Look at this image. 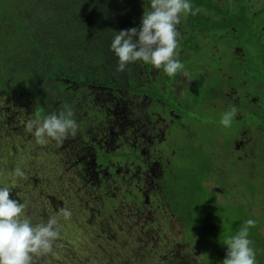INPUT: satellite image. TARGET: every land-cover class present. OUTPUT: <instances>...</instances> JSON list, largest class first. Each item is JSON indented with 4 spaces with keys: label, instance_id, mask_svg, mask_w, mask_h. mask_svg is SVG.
<instances>
[{
    "label": "flooded vegetation",
    "instance_id": "1",
    "mask_svg": "<svg viewBox=\"0 0 264 264\" xmlns=\"http://www.w3.org/2000/svg\"><path fill=\"white\" fill-rule=\"evenodd\" d=\"M233 1L189 0L193 11H199L195 15L181 14V22L177 25L181 35L175 58L183 63L184 69L171 82H161V77L167 75L164 71L136 61L128 65L126 74L113 78V81L97 84L86 80V83L78 85L79 90L72 96L63 89L64 102L54 105L59 111L61 103L70 107L78 128L76 134H69L62 144L49 140L46 148L53 152L55 146L63 148L69 157L67 164L76 169L74 182L83 181L77 189L82 190L85 196L86 191L91 189V196L100 204L102 201L115 202L112 194L120 192L125 199H131L140 211L147 207L145 205L150 203V198H154L153 206H159L163 189L177 176L188 173L186 168L177 166L182 160H193L191 155H183L187 150L192 154L198 148L207 151L208 147L213 157L217 150L229 149L231 152H221L220 156L227 161L233 159L237 163L231 165L235 167L247 157L255 161V154L262 152L264 155L260 145L264 144V140L258 141L251 129L242 130L234 137L242 120L253 118L255 114L261 118L259 111L264 115V107L259 104L260 97L252 98L249 93H244V86L249 82L244 75L248 76L250 69L249 62H244L247 50L261 48V45L249 47L248 29L254 24L259 30L255 38L259 44H264V0H238L244 5L236 10L221 9L225 5L230 7ZM147 11H150V3L145 5ZM247 12L250 13L249 18L244 16ZM234 57L235 61L232 60ZM197 68L201 71L199 79L190 76ZM252 76L249 77L251 82L255 80ZM133 84L142 88L148 85L154 96L149 93L142 96L147 90L140 95L135 94L131 88ZM161 92L165 96L158 94ZM168 98H172L173 102H169ZM132 100L141 101L142 108L132 106ZM245 102L249 103L247 107ZM230 107L238 109V116L230 127H225L221 123L222 114ZM12 117L15 121L4 120L6 126L23 131L28 120L39 119L35 113L31 118L20 119L21 122ZM203 120L207 122L206 134L209 135L206 142L190 130L193 122L202 123ZM260 120L259 132L264 126V119ZM218 124L233 133L228 143L220 140L216 131ZM203 126L204 123L197 128L202 130ZM182 137L186 142L178 146ZM211 157L198 170L211 166V172H222L211 164ZM248 164L254 170L255 162ZM191 171L189 169V174ZM219 199L224 198L220 195ZM47 200L54 203L55 199L49 197ZM165 210L175 218V223H179L169 204Z\"/></svg>",
    "mask_w": 264,
    "mask_h": 264
},
{
    "label": "trees",
    "instance_id": "2",
    "mask_svg": "<svg viewBox=\"0 0 264 264\" xmlns=\"http://www.w3.org/2000/svg\"><path fill=\"white\" fill-rule=\"evenodd\" d=\"M149 3L150 0H0L1 92L7 95H23L31 102L35 116L43 120L59 112L54 103L64 102L65 91L63 89L72 96L79 90L78 85L86 80L88 83H106L113 81V78L117 76L126 74L127 68L122 73L116 71L119 61L111 50V42L116 35L115 32L137 28L141 24L145 5ZM174 78L169 77L170 82ZM59 107L63 110L64 103H61ZM4 120L9 121L7 118ZM4 126L5 129L2 131L0 127L2 135L0 144L4 143L6 148L9 146L5 144V141H9L13 136L18 140L23 130H14L6 126V123ZM11 156L12 153L9 152L4 160L11 162V159L9 158L8 161L7 158ZM182 168H187L188 173L184 176H177L175 181L166 186L160 195L162 200L169 204L171 211L184 229L190 231V228L196 226L194 223H198L201 229H207L209 222V231H226L225 223L234 227L232 222L238 221L239 224H244L252 219L256 224L255 227L249 229L248 238L253 241L252 247L255 243L262 245V254L257 251L255 253L256 264L259 263L257 260L260 256L262 257L260 264H264V235H261L259 231L264 229V216L261 218L259 215L257 217L247 216L241 220L239 218L233 220V216L243 204L237 199L238 204L230 203V207L219 205L222 201L219 199L220 195L217 192L212 193L209 188L208 175L212 171L211 166L200 170L194 169L190 174V165L184 164ZM246 181H249V178H246ZM4 187H7L6 182L0 178V188ZM9 187L20 191L22 186L15 188L10 185ZM248 191L250 194L241 197L243 200L253 201V190L248 189ZM35 193L37 190L30 186L24 195L29 198ZM237 197V195L225 196L224 199L230 201ZM153 199L150 198L146 209L152 205ZM24 206V217L22 218L31 217L33 223L45 221L43 216H39L38 220L34 221V217L39 214L38 210L34 211L35 204L29 203ZM183 206L186 208L184 209ZM203 206L206 207L203 211L205 222L201 219H194V211L200 210ZM210 208L216 212H222L227 217H224L225 220H216L214 216L210 218ZM259 210L264 213V202ZM106 213L111 217L112 211L109 206ZM103 226L101 224V227ZM61 231L59 229L58 243L54 244L53 251L35 257V264H79L74 258V254L78 251L73 250L74 254L66 256L68 240H64ZM99 232L94 231L92 236L101 250L105 247V243L116 244L121 238L116 232L113 234L110 231L106 232L102 238ZM235 232L239 231H231V233ZM251 233L253 234L250 236ZM107 234L112 237H106ZM146 236H151V234L145 233V245L128 236L125 241H120V243L127 242L130 246V254L137 259L135 264L143 261L145 264H182L175 249L168 246L167 251L166 247H159L163 243L162 239L155 241ZM255 237H259L260 241L254 240ZM219 238L215 241V249L221 247ZM101 239L104 241V247L100 244ZM200 242L199 238L196 244L199 245ZM197 250H200V247ZM227 250L226 248V252ZM213 252L215 254L216 251ZM104 254L107 257L108 253ZM120 256L123 257V253H119ZM217 258L220 259L219 263L211 260L208 264H222L226 254L219 256L217 253ZM112 262L108 260V264Z\"/></svg>",
    "mask_w": 264,
    "mask_h": 264
},
{
    "label": "rangeland",
    "instance_id": "3",
    "mask_svg": "<svg viewBox=\"0 0 264 264\" xmlns=\"http://www.w3.org/2000/svg\"><path fill=\"white\" fill-rule=\"evenodd\" d=\"M240 5L244 4L235 0L231 2L230 7L225 5L222 6L221 9L226 10L230 8L231 11H234ZM247 6H249L248 3ZM244 16L249 18L250 13L247 12ZM248 30L250 31L249 47L256 48L257 45L259 47L261 45V48L250 52L247 50V58L244 62L245 64L249 62L250 69L248 76L244 75V79L248 78L249 80L244 86V93H249L252 98L260 97V107H264V44H259L255 38L256 31L259 32V30L254 24L252 27H249ZM232 60L235 61L236 57ZM199 69L200 68H197L190 76L199 79V74L201 73ZM161 70L163 71V68H160V71ZM250 76H252V78L254 77L255 80L251 82L249 78ZM151 82H153V80ZM161 82L168 83V76L164 75L161 77ZM131 88H133L132 92H135L137 95H140L143 90H147L142 96H145L147 93L151 94L150 92L152 91L151 89L148 90V85L142 88L133 84V86L131 85ZM158 94L160 96H165L162 92ZM151 96L154 95L151 94ZM184 98L189 99L186 95H184ZM168 100L169 102H173L172 98H168ZM131 105L136 108H142L141 101L132 100ZM248 105L249 103L245 102V107ZM33 113L34 110L31 107V103L26 97L19 94L7 95L6 93L1 92L0 89L1 131L5 129V118L15 121L12 117L14 116L17 121L19 120L18 122H21L20 119L25 117L31 118ZM258 113H261V118L255 114L253 118L247 117L245 120H242L239 123L238 133L234 137H237L242 130L251 129L255 132V135H257L256 138L258 141H260V139L264 140V126L262 131L259 132V127L262 122L260 119H264V115L261 111ZM246 114L248 115L249 112H246ZM202 123H204L205 126L200 130L197 127L202 125ZM202 123H200V121L193 122L190 130L196 132L202 138V141L206 142L207 137L209 138V135L206 134L207 122L206 120H203ZM218 125L216 131L220 135V140L228 143L232 138L233 133L229 132L228 128H225L222 124ZM8 131H10V129H8ZM20 135L21 136L18 140L13 136L9 141H5V144L9 147L5 148L4 143L0 144V178L6 182V186L10 191L11 199H16L23 205L29 203L36 205L34 206V211L37 212L38 210L39 214L34 217V221H37L39 216L45 217L44 222L52 217L57 219L59 229L62 230V237L69 242H67L66 245V256H68V254H74V251H78L77 254H74V258L77 259L76 262L79 264H108V260L113 261L111 264H135L137 259L133 258L130 254V246L127 242L120 243V241H125L128 236L138 243L143 242L145 245V233L151 234V236L146 237H149L152 240L155 239V241H161L162 239L163 243L160 244V246L158 244L159 247H166L167 250V247L169 246L170 248L175 249L182 264H202L204 262L208 264L211 260H213L214 263H219L220 259L217 258V253L219 256L227 253V246L224 245L225 240L230 236L236 235L238 232L231 233V231H239L241 225H243L242 223L239 224L238 221L232 222L230 220L234 227H230V225L225 223V226L227 227L226 231H209V222L207 223V229H201L198 223H194L196 226L190 228V231H187L182 224L175 223V218L166 212L165 207H167V203L163 200L159 201V206L151 205L149 209L144 207L143 210L137 211V205L131 199L128 200L122 197L120 192H114L112 194L114 195L112 196V199H115V202L107 203L102 201L99 204L94 197L91 196V194H93L91 189L86 191V196L83 194L82 190L77 189L79 184L82 185L83 181L80 180L79 182H74L76 169L70 164H67V162H69V157L63 148L55 146L53 152V150L46 148L48 143L45 145L37 144L32 133L23 131ZM0 137L2 138L1 134ZM185 142V137H182L178 146ZM260 145L263 147L262 149H264V144L262 143ZM255 151L257 152V147H255ZM9 152L12 153V156L7 158L8 161L10 158L11 162L4 160L6 154H9ZM221 152L229 153L231 151H229V149L221 148L220 150H217L215 156L211 157L208 147L207 151H201L198 148L197 152L192 154L190 150H187L183 152V155H191L190 157H193V160H182L177 166L182 168V165L186 164L190 165L189 169L194 170L199 168L203 163L209 162L207 158L211 157V164L214 167L219 168V171H222H213L208 175L210 180L209 188L212 193L218 191V194L222 195L223 198L225 196H238L237 198H232L230 201L222 199L219 205L222 207H230V203H237L238 200H241V204H243L242 208L233 216V220L236 218L241 220L247 216L257 217L258 215L259 218H261L264 216L263 211L259 210L260 205L264 202V155L262 152L258 155L255 154V161L250 160V158L247 157L242 161L243 163L241 162L239 166L235 167L231 164L237 162H233V159L230 161L223 159L222 156H220ZM249 162H255L254 170L248 164ZM16 168L21 169L24 173V177H17L15 175ZM1 170L4 171L1 172ZM246 178H249V181H246ZM10 185H13L15 188H17V186L22 187L20 191L19 189L12 190L9 187ZM30 186L32 188L34 187V190H37V193L32 197L30 195L28 198L27 195L24 194ZM248 189L253 190V201L250 199L243 200L241 197L245 194H250ZM49 197H54V203L47 200ZM83 202H87L88 204L84 205ZM107 206H109V209L112 211L111 217L107 216V213L104 210ZM145 206H148V204ZM186 207L188 206L186 205ZM186 207H184V209ZM205 208L206 207L203 206L200 210H195L194 219H201L205 222V216L203 214ZM62 209L70 210L71 216L65 218L62 215ZM210 212V218L214 216L216 220H225L224 217H227V215H223L222 212H216L211 208ZM22 217H24L23 213ZM101 224L104 226L101 227ZM94 231L95 233L96 231H100L99 235H101L102 238L108 231L113 234L116 232L121 238L116 244L105 243V247L104 241L101 239L100 244L104 247L101 250L98 248L99 244L93 239L92 235L94 234ZM259 231L261 235H264V229ZM252 234L253 233H251L250 236ZM106 237L112 236L107 234ZM218 237H220L219 245L221 247L215 249V241ZM199 238L201 239V242L197 245ZM259 239V237L254 238V240L257 241H260ZM57 243L58 241L56 240L55 244ZM147 243L149 245L148 241ZM198 247H200V250H197ZM253 248L255 253L257 251L262 254L261 244L255 243ZM97 250H99V252ZM213 251H216L217 253L215 252L214 254ZM103 252L108 253L107 257ZM119 253H123L124 256L119 257ZM201 259L203 260L202 262ZM257 261H259L258 264H260V262H262V257L260 256ZM139 264L145 263L143 261Z\"/></svg>",
    "mask_w": 264,
    "mask_h": 264
},
{
    "label": "clouds",
    "instance_id": "4",
    "mask_svg": "<svg viewBox=\"0 0 264 264\" xmlns=\"http://www.w3.org/2000/svg\"><path fill=\"white\" fill-rule=\"evenodd\" d=\"M198 11H193L189 0H150V11H144L139 28L115 32L111 50L119 61L116 71L122 73L129 64L142 61L156 69L163 68L169 77L182 72L184 65L175 58L181 35L177 25L181 14L195 15ZM237 116L238 109L230 107L222 114L221 123L230 127ZM73 117L71 108L65 106L43 120H28L26 131L34 135L37 144L45 145L49 140L62 144L69 134H76L78 125ZM15 175L24 177L20 168L15 169ZM24 207L10 198L7 187L0 188V264H35V257L53 251L59 235L57 219L33 223L31 217L21 218ZM61 212L65 218L71 216L68 209ZM255 224L254 220H247L236 235L225 240L228 250L222 264H256L253 241L248 238L249 229Z\"/></svg>",
    "mask_w": 264,
    "mask_h": 264
}]
</instances>
